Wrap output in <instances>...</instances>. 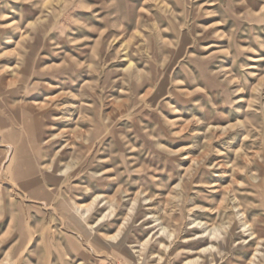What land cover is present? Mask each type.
<instances>
[{
  "label": "rangeland",
  "instance_id": "1",
  "mask_svg": "<svg viewBox=\"0 0 264 264\" xmlns=\"http://www.w3.org/2000/svg\"><path fill=\"white\" fill-rule=\"evenodd\" d=\"M0 264H264V0H0Z\"/></svg>",
  "mask_w": 264,
  "mask_h": 264
},
{
  "label": "bare ground",
  "instance_id": "2",
  "mask_svg": "<svg viewBox=\"0 0 264 264\" xmlns=\"http://www.w3.org/2000/svg\"><path fill=\"white\" fill-rule=\"evenodd\" d=\"M210 247V246H209ZM210 249V248H209Z\"/></svg>",
  "mask_w": 264,
  "mask_h": 264
}]
</instances>
